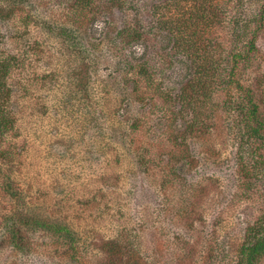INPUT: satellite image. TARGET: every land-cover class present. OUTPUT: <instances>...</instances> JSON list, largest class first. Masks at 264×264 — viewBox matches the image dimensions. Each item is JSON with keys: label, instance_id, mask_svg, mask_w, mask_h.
I'll return each instance as SVG.
<instances>
[{"label": "rangeland", "instance_id": "rangeland-1", "mask_svg": "<svg viewBox=\"0 0 264 264\" xmlns=\"http://www.w3.org/2000/svg\"><path fill=\"white\" fill-rule=\"evenodd\" d=\"M11 1L0 3L7 6ZM27 1L24 12L19 11L6 21L8 26L0 22L4 49L18 60L6 78V106L15 119L14 126L0 144L2 152L14 155L9 161L0 157V169L9 175L24 198L23 205L15 206L3 193L0 176V233L4 215L18 208L21 214H35L67 225L75 235L79 256L88 264L102 261V243L117 240L120 235L130 239L152 264H177L184 256L179 257L181 246L175 243L188 235L195 246V256L207 258L214 238H218L227 244L224 255L232 260L245 228L261 214L264 197L252 191L238 205L216 213L222 220L218 221V232L213 229L217 215L212 211L221 208L210 204L204 210L208 214L198 215L201 200H187L189 186L182 187L187 184L170 175L173 147L161 134L166 131L164 125L161 131L157 125L167 116L162 92L172 96L186 82L182 73L186 72L182 67L185 58L180 56L181 50L178 53L173 47V36L166 34L169 30L154 24L164 18L180 40L191 38L197 49L210 51L208 60L202 59L206 65L226 67L231 65V51L244 50L249 38L246 33L255 28L251 19L260 14L263 0H95L98 4H93L88 15L92 26L89 24L82 31L84 38L93 37L101 43L92 49L87 40L83 41L93 50L92 65L74 58L72 51L66 55L56 34L50 35L44 28L53 25L48 21L63 23L66 13L74 12V0ZM202 7L204 15L200 18ZM25 13H31L33 19H38L36 22L43 24L33 25L27 20L30 24L26 25L22 19ZM142 15L148 17V25L156 27L142 42V47H146L144 55L141 51L135 54L136 46L122 38H116L113 44L104 38L129 22L140 20ZM192 15L195 18L190 20ZM236 18L240 19L236 31L241 36L234 38ZM174 21L183 27L176 29ZM258 31V52L244 62L243 78L247 84L260 86L264 99V26ZM138 62L161 72L151 78L148 88L140 85L137 90L133 85L141 76ZM215 98L221 100L222 95ZM180 107L175 103L176 110ZM140 117L146 122L141 128L147 132L144 136L139 132L133 135L134 130L130 133L132 121ZM184 117L177 118L178 129L183 130L187 121L193 119L191 114ZM210 123L213 135L208 144L214 152L221 150V155L229 158L233 142L228 141L226 129L218 122L215 127L214 119ZM113 133L115 137L128 133V140L131 136L141 140L143 160H136L140 151L133 150L129 155L123 152L125 148ZM225 140L223 152L220 146ZM218 169L208 165V173ZM196 181L191 179L189 185ZM229 181L224 180V194L231 188ZM230 195L229 192L227 196ZM199 209L201 212L202 207ZM194 215L198 217L189 219L192 222L183 219ZM40 236L34 239L38 246L31 256H21L9 247L0 251V264H65L66 255L60 251L64 248L53 246L49 238Z\"/></svg>", "mask_w": 264, "mask_h": 264}, {"label": "trees", "instance_id": "trees-1", "mask_svg": "<svg viewBox=\"0 0 264 264\" xmlns=\"http://www.w3.org/2000/svg\"><path fill=\"white\" fill-rule=\"evenodd\" d=\"M27 2V0H12L7 6L2 5L1 2L0 22L8 26L6 21L11 17L13 18L17 12H24ZM93 4L96 5L98 3L95 0H74L71 3L74 12L69 13L68 11L66 13L67 18L63 19V23L48 21V23H53V25L48 24V26L44 27L47 28L50 35L55 36L56 34L57 39L61 42V48L66 55L68 51L69 53L72 51L70 55L83 61H89L90 65L93 64L94 60L91 53L93 50L90 48H98L99 44H101L96 38L89 36L84 38L82 33L86 26L87 29L89 27L90 20L88 19V15ZM200 11L202 15L199 17L201 18L204 15V7L200 8ZM25 15L22 19L25 20L24 23L26 25L30 24L27 20L37 26L43 24L36 22L38 19H33L31 13H25ZM215 16V13H212V18H215ZM193 17L195 18L192 15L190 20ZM147 19L148 17L142 15L140 20L136 19L133 22H129L119 32H116L114 35L107 33L104 38H108V42H111V44L116 42V38H122L125 43L136 46H133V50H137V52H134L135 54H139V51H141L140 54L144 55L146 47H142V42L148 38L149 32L156 28L154 25H158L160 29L167 28L169 30L170 33L166 32V34L173 36V47L178 49V53L181 50L180 56L185 58L184 62H182L185 66L182 67L186 69V72L182 73L185 74L186 78H184L186 82L172 96L168 97L169 92H162L161 100L165 102V106L163 107L167 110V116L162 117L157 125L160 131L162 130L161 126L164 125L166 131L161 132V134L162 136L165 135L164 141H167L173 147L172 161L169 164L170 175L187 184L182 187L189 186V190L186 192L187 200L189 198L190 200H198V198L201 200L202 203H200L199 207H202V211L200 212L198 207L197 210L200 213L198 215H202V213L208 214L209 211L206 210L204 212V210L206 207L209 209L210 204L214 208H221L213 210V214L225 211V209L238 205V202L242 198L251 195L252 191L257 194L262 193L264 197V99L262 97L263 94L260 93L261 87L252 85L251 83L247 84V81L244 80L245 77L243 78V74L245 73L244 62L249 59L252 60L258 52L255 41L258 38V30L264 26V7L260 10V14L257 17L251 19L255 24V28L250 33H246V36L249 38L244 50L231 51L229 55L231 65L226 67L219 64L216 66L206 65L204 62L210 57V51L205 52L204 50L197 49L191 38L186 37L180 40L174 35L164 18L161 17L153 26L150 23L148 25ZM203 20L205 21V17ZM178 21H174L176 29H181L183 26ZM239 22V18L233 21L232 36L234 38L241 36L236 31ZM3 40L4 38L0 36V144L6 139L5 135L12 131L14 126L15 119L6 106L8 105L6 96L9 95L6 78L18 62L17 58L6 53ZM84 40L89 42L90 48L84 45ZM202 59H204V62ZM138 63V72L141 76L138 77V80L133 85L137 90L140 88V85L147 87L151 78L161 72L150 64L146 67L142 65L143 62ZM167 63L171 64L168 61ZM128 67L131 69V65ZM83 88L85 89L84 86ZM218 95H222L221 100L215 98ZM166 97H168V101H166ZM129 103H126L128 109L130 107ZM175 103L180 104L179 110L175 109ZM155 106L161 107L157 104ZM190 114L193 119L187 121L183 130L178 129L175 125L177 118L182 116L184 119V116ZM142 118L140 117L139 120L134 119L132 121V126L130 127L132 129L130 131L131 134L133 130V135L135 132H139L142 136L147 134V132H142L141 130L146 124ZM216 118H218V124H222L226 129L228 141L233 142L232 149L229 144V148L231 149L229 158L221 155V150L214 152L207 141L213 135V131L210 130L213 128L210 127V122L214 119L215 127L218 125ZM127 136L128 133H124L123 136L115 137L113 133V137L122 148H125L123 152H126L127 155L133 150L141 152L135 155L139 156L140 154L136 158L137 162L140 163L143 160L141 154H144L142 141L132 136L128 140ZM130 145L133 146V149H130ZM225 145L226 140L220 146V148L223 147V152ZM13 155V152H2L0 150V157L3 160L9 161ZM230 157H232V160ZM209 164L215 168H219L218 171L215 170L216 172L208 173ZM140 166L143 165L140 164ZM0 176L3 178L1 183L3 193L15 206L23 205L24 198L22 193L12 184L9 175L0 169ZM185 176L189 178L186 180ZM191 179L197 181L189 185ZM224 180H230L229 182L231 183V188H227L229 191L226 194H224V187L226 185ZM167 183V181L164 182V186L162 187L166 188ZM229 192L231 195L227 196ZM221 193H223L222 196ZM198 215L183 219H195ZM218 221L222 220L217 215L213 222V229L219 232L221 224ZM3 234L5 236H2ZM39 236L49 238V242L53 246L59 244L64 248L60 251L66 255L65 264H88L84 261L83 257L79 256L75 235L67 225L48 221V219L35 214H21L18 208L3 217L0 233V251L10 247L13 252L24 257H29L32 251L36 249V246H38L37 241H34V239ZM121 237L123 236L120 235L117 240H109L102 243L101 251L105 257L102 261H98L97 264L153 263L149 262L138 249L133 247L130 239L123 237L122 240ZM189 239L190 235H188V238L187 236L183 237V241L175 243L181 246L179 257L184 256V258L180 257L178 259L177 264H261L264 259V206L261 214L255 221L249 223L245 228L244 235L234 251L235 254L232 260L227 259L224 255L228 250L226 248L227 244L218 238H214L207 258L201 255H194L196 253L195 246ZM6 241H9L8 245H5ZM221 257L223 258L222 260Z\"/></svg>", "mask_w": 264, "mask_h": 264}]
</instances>
